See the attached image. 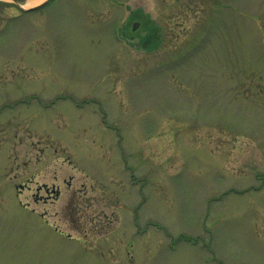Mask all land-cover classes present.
<instances>
[{
  "label": "rangeland",
  "instance_id": "1",
  "mask_svg": "<svg viewBox=\"0 0 264 264\" xmlns=\"http://www.w3.org/2000/svg\"><path fill=\"white\" fill-rule=\"evenodd\" d=\"M0 264H264V0L0 9Z\"/></svg>",
  "mask_w": 264,
  "mask_h": 264
},
{
  "label": "flooded vegetation",
  "instance_id": "2",
  "mask_svg": "<svg viewBox=\"0 0 264 264\" xmlns=\"http://www.w3.org/2000/svg\"><path fill=\"white\" fill-rule=\"evenodd\" d=\"M23 1L24 0H0V9L4 10L5 8H16L19 10H23V5L25 4V3H23ZM49 1L50 0H42L41 5H43ZM109 1L112 2L113 0H109ZM123 34H125L124 30H123ZM46 190L48 191V196H50L52 193H50L48 189H46ZM58 194H59V191H55L54 197H57Z\"/></svg>",
  "mask_w": 264,
  "mask_h": 264
},
{
  "label": "bare ground",
  "instance_id": "3",
  "mask_svg": "<svg viewBox=\"0 0 264 264\" xmlns=\"http://www.w3.org/2000/svg\"><path fill=\"white\" fill-rule=\"evenodd\" d=\"M30 3H31V1L30 0H27L26 3H25V5L28 6V5H30Z\"/></svg>",
  "mask_w": 264,
  "mask_h": 264
},
{
  "label": "water",
  "instance_id": "4",
  "mask_svg": "<svg viewBox=\"0 0 264 264\" xmlns=\"http://www.w3.org/2000/svg\"><path fill=\"white\" fill-rule=\"evenodd\" d=\"M138 25V22H136V23H134V25H133V30L136 28V26Z\"/></svg>",
  "mask_w": 264,
  "mask_h": 264
}]
</instances>
